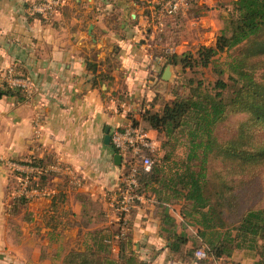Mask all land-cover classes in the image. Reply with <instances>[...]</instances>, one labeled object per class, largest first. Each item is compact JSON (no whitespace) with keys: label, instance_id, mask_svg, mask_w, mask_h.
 Listing matches in <instances>:
<instances>
[{"label":"crops","instance_id":"0c3cea01","mask_svg":"<svg viewBox=\"0 0 264 264\" xmlns=\"http://www.w3.org/2000/svg\"><path fill=\"white\" fill-rule=\"evenodd\" d=\"M43 1L0 0V236L7 232L14 193L8 161L39 156L50 161L52 174L43 192L26 198L16 226L25 242L34 235L42 240L28 264H67L69 252L95 248L98 234L104 236L107 255L117 260L122 223L112 196L125 168L116 163L112 143L105 142L107 129L111 135L142 120L167 82L163 53L181 54L189 41L179 31L177 42L159 46L154 32L160 0H59L49 16L32 11ZM225 5L226 0H198L200 10H183L181 22L170 19L166 31L171 35L184 25L213 31L217 22L212 16L218 21ZM51 165L57 168L50 170ZM25 166L17 171L22 178L39 171ZM180 210V204L170 210L178 232ZM163 226L152 199L131 209L126 231L140 260L199 264L195 257L171 251ZM186 232L191 238L187 248L198 235L193 226Z\"/></svg>","mask_w":264,"mask_h":264},{"label":"trees","instance_id":"16d2710c","mask_svg":"<svg viewBox=\"0 0 264 264\" xmlns=\"http://www.w3.org/2000/svg\"><path fill=\"white\" fill-rule=\"evenodd\" d=\"M197 1L187 0L185 10H200L196 7ZM182 12L166 18L163 40L165 35L167 38L173 37V33L177 35L178 29L173 28L171 35L166 30L170 19L181 22ZM238 47L243 48L233 60L236 64H230V70L237 73V77L229 74L224 78L227 69L215 68L218 77L214 81L205 83L189 78L187 93L177 94L161 107H157V96L151 107L144 110L140 121L146 129L155 132L165 151L158 160L157 149L149 172L140 170L138 192L157 203L172 252L193 258L197 249H206L209 259L195 257L199 264H211L213 259L229 258L227 261H230L238 249L254 251L259 257L254 264H264V207H252L240 214L236 190L238 185H244L250 169L254 173L264 168V82L254 76L256 66L262 61L259 56H264V0H235L216 46L202 45L196 53L190 50L181 54L163 53L166 65L180 66L186 72L198 67L208 68L220 53ZM232 115L243 116L236 134L229 139L219 138L218 127ZM178 144L184 147V157L174 160ZM12 159L39 168L28 177L29 188L46 186L52 174L47 171L50 161L39 156ZM215 161L220 163L218 171L214 170L218 181L210 171ZM121 163L125 168L122 160ZM11 176L14 190L13 184H17L19 176L25 175L13 170ZM28 202L22 197L12 203L25 207ZM177 202L183 216L182 232L177 231L176 219L170 212ZM189 226L197 229L198 237L186 248L191 240L186 232ZM94 240L95 248L71 251L65 263L146 264L136 250L130 248L128 228L126 235L120 238L121 254L117 260L107 255L103 235L98 234Z\"/></svg>","mask_w":264,"mask_h":264},{"label":"rangeland","instance_id":"374dc122","mask_svg":"<svg viewBox=\"0 0 264 264\" xmlns=\"http://www.w3.org/2000/svg\"><path fill=\"white\" fill-rule=\"evenodd\" d=\"M235 0H226V5L222 6L221 9V15L218 16V21L216 20V16H212V18L217 22V26L213 31H210L206 33L205 31H199L197 28L187 27L184 25L183 27H180L181 35L183 37H186L185 40L189 41V44L186 47H183L182 49L185 51H192L194 53L197 52L200 46H216L218 36L221 34V31L225 26L227 25V20L231 16V11L233 8V2ZM194 14V13H193ZM178 31V32H179ZM172 36L167 39V35H165V38L163 40L162 33L159 35L158 41L159 46L165 45V43L171 44L173 42H177L176 39H174ZM177 36V35H176ZM162 38V40H161ZM167 39V40H166ZM170 39L171 40L170 42ZM158 48V47H157ZM243 47H238L236 49L230 50V51H224L220 53L216 57V61L213 62L210 67L208 68H194L193 70H187L186 72L182 71L180 66H173L171 65L172 69V77L171 80L164 83L162 92L158 93V103L157 107L163 106L165 102H171L177 94L184 95L189 91V88L187 86L188 79L194 78L196 80L201 79L204 80L205 83H208L209 81H214L217 79L218 74L214 71L216 69H227V72L224 76V78H228V75L231 74L235 77H237V73L234 71H231L230 64L234 63L233 60L236 56L240 54V50ZM184 51V52H185ZM169 53H174L173 51ZM262 61L261 63L256 66L254 76L259 80L260 82H264V56H259ZM170 66V65H169ZM192 76V77H189ZM242 115H232L229 117V119L226 121V123L222 124L218 127L217 135L221 139H229L234 134H236V130L238 128L239 122L242 120ZM156 135V134H155ZM158 152L160 153L158 160L162 158L164 155L165 149L162 146V143L158 139ZM180 157H184V147L180 146V144L176 145L175 153L172 159L177 160ZM218 165V167H217ZM210 171L211 173H214L215 171H218V168L220 167L219 162H212L210 165ZM247 176L244 179L245 183L241 187V185H238L237 191H238V202L240 203V214L244 212V210L252 208V207H264V168L259 172H254L253 170H249L247 172ZM215 180L218 181L219 176L215 175ZM19 183L13 184L14 187V193L13 198L11 202L9 203V211L10 214L9 217L6 219V234H2L0 236V264H28V261H34V253L37 252L40 249L41 241H37L38 235L27 236L29 237L27 241L25 242L23 238H20L19 230H17L16 226L19 225L21 222V218L24 216V212H22L24 206H14L15 203L14 200L20 199L23 196H21L18 193L19 189ZM24 198V197H23ZM179 202H177L176 207H179ZM172 205V207L174 206ZM231 208V207H230ZM234 210V208H231ZM239 213H237V217L240 216ZM4 228V226H1ZM20 229V228H19ZM7 242V246H3L5 244V241ZM42 252V250H41ZM43 255L45 253L43 252ZM256 258H259L257 254L254 251H248L246 249H238L234 252L232 259L230 261H227L228 259H224L222 261L223 264H254L256 262ZM240 260V261H239Z\"/></svg>","mask_w":264,"mask_h":264},{"label":"built area","instance_id":"2783aa9c","mask_svg":"<svg viewBox=\"0 0 264 264\" xmlns=\"http://www.w3.org/2000/svg\"><path fill=\"white\" fill-rule=\"evenodd\" d=\"M58 5L59 0H44L42 3L34 4L32 11L49 16ZM186 7L187 0H160L159 7L155 13L154 37L157 36L159 38V35L164 32L166 18L185 10ZM15 82L19 81L15 80ZM20 83L23 87H27L24 80H21ZM111 143L115 150L121 154L126 168L121 176L118 190L112 196L114 207L119 212V220L122 223L119 238H123L126 235L127 215L136 205V202L145 199L144 195L138 192V174L140 170L149 172L152 169L154 155L158 149V139L141 122L130 121L125 126L115 128L112 131ZM8 164L16 171H25V168L28 167L15 161H8ZM56 168L57 166L51 165L49 169L53 170ZM19 181L18 193L25 198L32 197L31 192H34V194L43 192L38 188H34L31 191L27 177L22 178L19 176ZM194 255L199 260L209 259L204 247L197 249ZM211 264L223 263L221 259H213Z\"/></svg>","mask_w":264,"mask_h":264},{"label":"water","instance_id":"95a60500","mask_svg":"<svg viewBox=\"0 0 264 264\" xmlns=\"http://www.w3.org/2000/svg\"><path fill=\"white\" fill-rule=\"evenodd\" d=\"M171 77H172V69H171V65L170 66L168 65L166 67L164 73H163V80L164 81H169V80H171ZM1 95H2V93L0 92V97H1ZM105 142L107 144H109L111 142V135H110V130L109 129H107V135L105 137ZM121 160H122L121 154L117 153L116 156H115L116 163L121 162Z\"/></svg>","mask_w":264,"mask_h":264}]
</instances>
